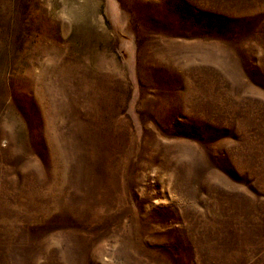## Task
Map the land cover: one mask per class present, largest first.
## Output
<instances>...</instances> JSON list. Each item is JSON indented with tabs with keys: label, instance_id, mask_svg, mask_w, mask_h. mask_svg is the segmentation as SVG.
<instances>
[{
	"label": "rangeland",
	"instance_id": "1",
	"mask_svg": "<svg viewBox=\"0 0 264 264\" xmlns=\"http://www.w3.org/2000/svg\"><path fill=\"white\" fill-rule=\"evenodd\" d=\"M0 264H264V0H0Z\"/></svg>",
	"mask_w": 264,
	"mask_h": 264
}]
</instances>
